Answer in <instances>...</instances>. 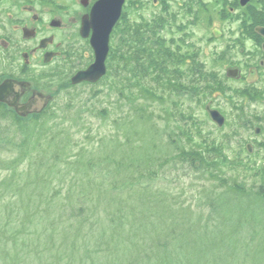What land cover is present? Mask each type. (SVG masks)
I'll use <instances>...</instances> for the list:
<instances>
[{"label": "rangeland", "instance_id": "1", "mask_svg": "<svg viewBox=\"0 0 264 264\" xmlns=\"http://www.w3.org/2000/svg\"><path fill=\"white\" fill-rule=\"evenodd\" d=\"M189 1L138 0L124 14L139 21L173 13L162 35L180 39L184 31L185 47L219 68V23L205 11L195 19ZM5 48L0 43V82H43L38 67L24 71L22 53ZM49 78L57 99L47 113L23 121L0 107V264H264L263 165L245 149L254 138L252 102L231 92L193 99L161 86L156 98L126 99L112 76L70 90ZM209 104L224 114L223 129ZM190 115L234 166L190 163L195 141L181 133ZM80 207L83 217L73 214ZM16 225L25 227V245L13 242Z\"/></svg>", "mask_w": 264, "mask_h": 264}, {"label": "flooded vegetation", "instance_id": "2", "mask_svg": "<svg viewBox=\"0 0 264 264\" xmlns=\"http://www.w3.org/2000/svg\"><path fill=\"white\" fill-rule=\"evenodd\" d=\"M97 2L99 0H0V29L3 32L0 43L22 53L24 65L21 66L24 71L38 67L41 81L44 82L8 76L14 81L31 83V87L28 85L22 91L21 104H27L31 99L38 100L39 91L51 92L50 88L55 83L50 82V74L59 78L68 90L91 85L87 82L72 85V79L92 65L95 59L91 47L92 30L89 32L88 26L91 11ZM192 2L197 7L195 10ZM188 4V11H196L195 19L200 11H205L212 13L219 23V28L213 29L219 45L214 64L219 68L210 69L205 60L188 62L191 66L201 65L202 68L200 74L192 68L191 73H196L198 84L193 93L190 91L191 97L205 99L231 92L241 95L245 104L253 103L255 115H252L254 121H250L249 129H254V138L245 149L250 157L259 155L260 164L263 165L260 174L264 180V0H190ZM139 6L138 0H126L122 19L117 26L123 23L126 9L131 7L133 10ZM198 51L199 48L197 55ZM50 67L52 73L49 74ZM211 79L214 80L213 94L210 90ZM233 84L237 86L233 87ZM17 89L20 90L19 87ZM208 108L212 109L210 104L206 106V112ZM208 115L210 117L209 112ZM191 121L190 129L186 130L194 139L197 150H201L204 156L209 154L215 161L220 153L225 154L222 142H217L204 132L198 119L192 116ZM207 147L212 148L213 153H206ZM215 147L219 150L214 151Z\"/></svg>", "mask_w": 264, "mask_h": 264}, {"label": "trees", "instance_id": "3", "mask_svg": "<svg viewBox=\"0 0 264 264\" xmlns=\"http://www.w3.org/2000/svg\"><path fill=\"white\" fill-rule=\"evenodd\" d=\"M124 15L123 23L118 28L116 27L113 33L114 39L107 59L108 74L105 77H113L111 82L114 84V87L119 88L118 91L121 97L127 99L129 98L128 94H134L137 96L143 95L146 98H156L158 97L156 91L160 90L157 89L160 86L162 89L176 91L177 94L182 93L183 90L191 93L198 84L196 82V73H193V75L191 73L192 68L199 74L200 71L202 72L201 65L191 66L188 63L199 60L196 47L192 46L190 49L185 47L187 40L184 39L186 36L184 31V36L180 37V39H176L175 37L168 39L162 35L163 30H172L171 27L175 22V15L168 11L165 14L157 15L154 19L146 18V20L141 19L139 21L129 20L127 15ZM168 16L172 18V21ZM189 23L193 22L190 21ZM210 74L212 73L210 72ZM213 79L210 81L211 94L215 90L212 89ZM149 80L152 83L154 82V84L151 85ZM162 92L165 93L164 91ZM160 95L162 96V94ZM0 107L4 108L1 105ZM6 111L8 112V110ZM17 118L27 121L20 117ZM181 133L186 136L188 143L194 141L184 127ZM215 145L218 146L217 143ZM205 149L206 153H213L212 148L209 149L207 147ZM213 150L218 151L219 148L215 147ZM200 151L195 150L192 146L191 150L185 154L190 163L194 165L198 163L200 166L201 163H204L207 167L215 166L218 169L226 165L234 166V163L229 161L223 152L220 153V156H217L215 161L209 155L205 157ZM259 176L262 175L259 174ZM235 187L241 190L238 185ZM262 188L263 190L260 193L264 194V187L262 186ZM84 213V207L73 211V214H76L75 216L78 217H83ZM5 231V228L0 226V234H4L3 232ZM13 232V242L25 245V240L27 239L25 227L23 225L21 227L16 225ZM6 248L7 245L2 247L3 250Z\"/></svg>", "mask_w": 264, "mask_h": 264}, {"label": "water", "instance_id": "4", "mask_svg": "<svg viewBox=\"0 0 264 264\" xmlns=\"http://www.w3.org/2000/svg\"><path fill=\"white\" fill-rule=\"evenodd\" d=\"M126 0H99L91 12V23L88 30H93L91 36L92 46L95 50V63L87 70L79 72L72 83L79 84L83 81L90 83L99 81L106 72V59L109 54L110 35L113 32L114 26L121 18V13ZM30 83L19 82L17 80L4 79L0 84V103L7 104L10 109H13L21 118H27L30 114L41 113L52 101V97L45 96L38 92V100L31 99L27 104H21L22 91ZM29 85V86H28ZM20 88L18 90L17 88ZM31 87V86H30ZM211 117L215 123L220 126L225 124L224 116L218 110H210Z\"/></svg>", "mask_w": 264, "mask_h": 264}]
</instances>
